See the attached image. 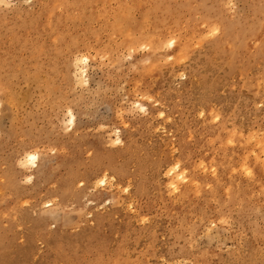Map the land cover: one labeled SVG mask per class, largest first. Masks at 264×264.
Instances as JSON below:
<instances>
[{
  "label": "rangeland",
  "instance_id": "374dc122",
  "mask_svg": "<svg viewBox=\"0 0 264 264\" xmlns=\"http://www.w3.org/2000/svg\"><path fill=\"white\" fill-rule=\"evenodd\" d=\"M0 264H264V0H0Z\"/></svg>",
  "mask_w": 264,
  "mask_h": 264
},
{
  "label": "bare ground",
  "instance_id": "6f19581e",
  "mask_svg": "<svg viewBox=\"0 0 264 264\" xmlns=\"http://www.w3.org/2000/svg\"><path fill=\"white\" fill-rule=\"evenodd\" d=\"M28 158H29V160H31V161H34L35 160V156L34 155H28ZM104 181H102V183H103ZM198 188V187H197ZM200 190V189H199Z\"/></svg>",
  "mask_w": 264,
  "mask_h": 264
}]
</instances>
